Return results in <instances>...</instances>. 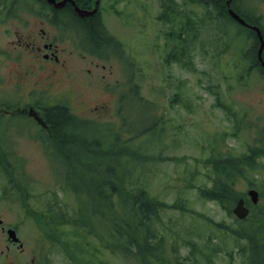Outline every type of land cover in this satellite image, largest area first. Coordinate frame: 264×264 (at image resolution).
I'll use <instances>...</instances> for the list:
<instances>
[{
	"label": "rangeland",
	"instance_id": "374dc122",
	"mask_svg": "<svg viewBox=\"0 0 264 264\" xmlns=\"http://www.w3.org/2000/svg\"><path fill=\"white\" fill-rule=\"evenodd\" d=\"M237 1L242 10L255 9L264 16V0ZM158 3L159 0L100 1L102 22L107 32L122 44L128 66L120 60V48L110 44L106 46L110 55L104 59L82 54L73 42H56L57 63L36 59L31 49L19 47L16 39L26 38L33 28V34L39 37L37 29L41 25L32 11L31 25H24V17L29 14L23 15V8H18L19 17L0 22V107L18 104L16 107L21 108L36 97L61 100L68 103L77 117L96 124L104 133L112 132L105 129L111 125L117 127L123 117L125 128L120 135L127 138L128 128L142 130L151 123L147 106L123 90L127 78H135L143 98L159 104L161 116L160 144L152 147V153L156 158L160 155L162 160L155 161L148 189L168 204L176 199V192L183 190L186 202V209L166 207L161 212V221L157 224L159 235L169 242L173 240L181 256L190 253V244L196 251L203 249L210 240V248L202 250L210 259L195 252L196 261L187 260L186 264H245V259L238 253L245 241L236 242L227 229L216 230L213 224L221 221L233 228V217L218 204L198 197L196 186L206 179L202 166L204 159L219 152L223 157L245 154L248 143L258 136L256 125L264 128V78L256 72H245L240 39L231 38L238 30L237 26L227 30V39L217 43L216 48L213 44L205 53L193 51L195 66L192 69L182 67L186 56L181 63L166 62L170 42L164 34L172 27L177 28L178 23L159 20ZM173 4L190 13L199 10L190 7L186 0H173ZM45 30L47 34L56 32L50 27ZM242 31L247 34L246 30ZM228 41L226 51L220 54L218 50ZM92 48L88 46L89 51ZM53 67L56 71L51 73L49 69ZM212 91H218L232 104L238 113V123L248 126L238 127V132L233 135L228 111L217 105ZM175 94L180 102L170 101ZM120 102L123 106L118 108ZM24 126L21 132H11V137L16 151L22 156L15 155L14 160L25 162L23 177L28 180V194L13 189L6 196L0 191V226L16 229L22 249L17 245L6 248L9 241L0 227V253H8L9 258L15 256V264H72L71 257L60 244H50L57 238L47 240L33 213L46 203L54 206L50 191L58 190V201L63 207L72 203V194L64 193L55 182L58 169L50 164L45 148L34 138L33 131L28 133L27 124ZM13 129L17 130L16 126ZM143 140L140 136L131 142L142 143ZM256 162V171L247 169L246 177H235L238 191L246 192L250 180L258 191L264 189V156H258ZM3 183L0 180V185ZM215 247L220 249L212 252L210 249ZM107 257L117 262L116 258Z\"/></svg>",
	"mask_w": 264,
	"mask_h": 264
},
{
	"label": "trees",
	"instance_id": "16d2710c",
	"mask_svg": "<svg viewBox=\"0 0 264 264\" xmlns=\"http://www.w3.org/2000/svg\"><path fill=\"white\" fill-rule=\"evenodd\" d=\"M186 1L194 10L199 9L200 14H196L198 11L190 13L181 10L173 4V0H159L157 18L162 22L178 23L177 28L172 27L164 34L170 42L166 61L181 63L183 56H186L182 67L185 65L192 69L195 66L193 51L205 53L213 44L216 48L217 43L227 39V30L237 26L238 30L231 38L240 39L245 72L254 71L264 78V68L256 57L258 40L255 32L232 19L226 10L225 0ZM231 5L246 23L258 25L264 35L262 14L256 13L255 9L250 12L242 10L236 0H232ZM79 21H84L89 27L93 24L95 32L89 29L88 36L95 35L94 45L98 48L104 46L102 49L96 48L97 51H106L105 47L110 44L119 47L122 53L120 43L108 34L100 20L96 21L95 15L79 18ZM99 36H104L106 43H102ZM228 44L229 41L224 43L218 52L224 53ZM90 45L93 46V42ZM262 59L264 61V49ZM134 82L136 84L132 83L127 91L147 106L151 123L142 130L128 128L127 138L120 135L125 128L123 117L117 127L111 125L105 129L112 131L110 136L96 124L77 117L65 101L39 100L40 105L44 103L40 107L47 129L40 128L20 112L5 113L4 109L12 106L4 105L0 109V176L6 180L1 193L7 196L10 190L16 189L28 194V180L23 177L24 163L14 160L15 155H20L11 137V132H21L18 127L27 124V128L34 132V138L45 148L52 167L58 169L55 182L64 193L72 194V203L63 207L58 201V190L50 191L54 206L46 203L33 213L38 224H42L39 225L47 240L50 242V238H57L50 244H60L71 257L72 264H186L187 260L196 261L195 252L210 259L206 251H202L210 248V240L203 249L196 251L194 245L190 244V253L181 256L173 240L169 242L158 233L161 212L166 207L186 209V202L183 190L176 192V199L168 204L148 189L155 161L162 160L160 155L156 158L152 153V147L160 144L161 116L157 102L141 98L137 81ZM212 94L217 105L228 111L227 116L233 123L231 132L236 134L238 127L242 126L238 123L237 111L218 91H212ZM170 101L180 102L178 94L173 95ZM13 126L17 130L14 131ZM255 129L258 136L248 143L245 154L223 157L220 152L212 153L202 162L206 179L196 186L198 197L218 204L228 216H233L231 208L243 195L235 188V177H246L247 169L256 171V158L264 156V128L257 126ZM140 136L144 137L142 143L131 142ZM249 183L254 185L251 180ZM259 194L262 199L254 205L249 203L250 213L246 218L239 220L233 217V228L221 221L213 222L216 230L227 229L236 242L245 241L238 249L245 264H264V189H260ZM219 249L215 247L210 250L217 252ZM107 256L116 258L117 262Z\"/></svg>",
	"mask_w": 264,
	"mask_h": 264
},
{
	"label": "flooded vegetation",
	"instance_id": "af4514ba",
	"mask_svg": "<svg viewBox=\"0 0 264 264\" xmlns=\"http://www.w3.org/2000/svg\"><path fill=\"white\" fill-rule=\"evenodd\" d=\"M61 1V0H55ZM237 1V0H236ZM95 0H66L64 3L54 6L53 3H49L48 0H0V22L8 18H17L21 14H19L18 8H23L25 14H29L28 17H24V25H31L29 23V18L32 17L30 11L35 14V18L38 19L41 27L37 29V33L39 37L33 34V30L28 31V36L26 38H17L16 41L20 45L19 47H27L31 49V54L36 57V59L46 60V61H54L58 62V57L56 54L57 44L63 42L64 44L67 42H73L74 45L78 47V49L85 54L90 56H97L96 48L98 46L95 44V35L88 36L90 34L89 29L92 32H95L93 29V24H86L84 21H79V18L85 19L87 16L95 15L96 21H102V9L97 7V10L90 13L94 6ZM238 2V1H237ZM79 8V10H77ZM34 11V12H33ZM94 22V25L96 24ZM45 27H50L55 30V33L47 34ZM102 43H106L104 36L98 37ZM81 42V43H80ZM93 42V48L89 51L88 46ZM84 45H83V44ZM97 52V53H96ZM104 59V58H100ZM49 71L54 73L56 69L50 68ZM48 72L45 73V77L47 78ZM42 103V102H41ZM39 102H30L27 106L22 107L21 112H26L28 107L31 108L32 113H36L37 116L43 118L42 106ZM31 119L37 123L32 116ZM38 124V123H37ZM39 125V124H38ZM41 125H39L40 127ZM40 128H46L45 126H41ZM2 224V221L0 225ZM2 232L8 228L5 226H0ZM16 230V229H15ZM11 246H18L19 249H22L18 243L8 242L6 243V248ZM33 261V259H30ZM0 264H15V256L14 258H9L8 253H0Z\"/></svg>",
	"mask_w": 264,
	"mask_h": 264
},
{
	"label": "water",
	"instance_id": "95a60500",
	"mask_svg": "<svg viewBox=\"0 0 264 264\" xmlns=\"http://www.w3.org/2000/svg\"><path fill=\"white\" fill-rule=\"evenodd\" d=\"M49 2H54V0H48ZM66 0H61L60 2H54V5H60L62 3H64ZM97 4V2H96ZM226 8H227V11L228 13L230 14V16L232 18H234L236 21H238L240 24H243V25H247L251 28H253L256 32V35H257V38L259 40V46H258V49H257V57L261 63V65L264 67V61L262 60V57H261V52L263 50V47H264V38L262 36V33L260 31V29L255 26V25H249L247 24L244 19H242L230 6V0H226ZM95 10V8H94ZM93 10V11H94ZM92 12V11H91ZM37 120L38 117L35 115V114H32ZM247 195L249 196L250 198V201L252 203H257L258 201V192L256 189L254 188H250L248 191H247ZM232 212L234 213V215L239 218V219H242L244 217L247 216L248 212H249V208L244 204V199L242 197H240L236 204L234 205V207L232 208ZM7 233H8V237L14 241H16L18 238L16 237L15 235V231L13 229H8L7 230Z\"/></svg>",
	"mask_w": 264,
	"mask_h": 264
}]
</instances>
